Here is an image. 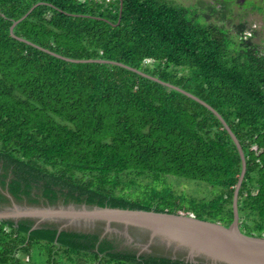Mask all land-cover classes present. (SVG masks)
Returning a JSON list of instances; mask_svg holds the SVG:
<instances>
[{
    "label": "trees",
    "instance_id": "1",
    "mask_svg": "<svg viewBox=\"0 0 264 264\" xmlns=\"http://www.w3.org/2000/svg\"><path fill=\"white\" fill-rule=\"evenodd\" d=\"M105 1L0 0V204H83L230 226L241 172L232 139L203 105L138 71L222 117L246 162L239 230L264 238V45L246 15L231 12L238 0ZM247 2L244 11H257ZM172 177L209 195L177 193L171 184L183 181ZM31 223L0 221V264H185L154 247L118 251L98 232L57 236Z\"/></svg>",
    "mask_w": 264,
    "mask_h": 264
},
{
    "label": "water",
    "instance_id": "2",
    "mask_svg": "<svg viewBox=\"0 0 264 264\" xmlns=\"http://www.w3.org/2000/svg\"><path fill=\"white\" fill-rule=\"evenodd\" d=\"M14 26L15 23L13 28ZM10 32L12 33V28ZM65 60L75 63L91 62ZM92 62L106 63L104 61ZM137 73L178 91L203 105L216 116L232 139L240 157L241 172L233 192V220L230 226L225 227L217 223L201 221L191 216L154 211L86 206L83 204L22 208L13 201H11L12 208H10L9 213H0V221L10 220L17 223L30 218L37 219L38 222H64L66 225L77 227L94 224L98 225L104 233L115 230L123 232L125 238L139 251L138 256L142 253H152L154 247L157 254L162 257L179 260L185 264H264V238L247 236L239 230L238 226L237 199L246 173V162L237 138L222 117L203 101L168 83L138 71ZM66 225L57 228V236L62 231H66L62 229ZM37 229L40 228L35 224L30 231ZM133 235L142 236L145 238V242Z\"/></svg>",
    "mask_w": 264,
    "mask_h": 264
},
{
    "label": "rangeland",
    "instance_id": "3",
    "mask_svg": "<svg viewBox=\"0 0 264 264\" xmlns=\"http://www.w3.org/2000/svg\"><path fill=\"white\" fill-rule=\"evenodd\" d=\"M174 1L179 3L182 6H185V7H200V3L209 4L210 2H214V0H174ZM228 1H231V0H224V2H228ZM246 1L247 0L236 1L237 4H232L231 12L233 11L235 14H236V12L244 13L246 15V18L248 19V22L250 23V25L254 29H256L255 32L259 36H261V40L263 41L262 44L264 45V1L260 2V0H257V3H258V5H257L252 0H248L249 2H247V6L251 7L254 4L257 8V11L251 10L248 8H247V11L246 10L244 11L242 8V5ZM229 15H230V13L227 16L229 17ZM172 179H176V181H179V182L183 181L179 185L178 184L174 185V184H171L169 182V184L172 185V188L177 193L189 194V195H193V196L198 197V198H202V197L209 195L210 189H204V188L202 189L199 186L193 184V182H189V181H185V180H179V179L173 178V177H172ZM3 193L6 196H8V194L5 191H3ZM8 198H9V196H8ZM11 201H13V200L11 198H9L8 203L0 204V213L1 212L9 213L10 208H12ZM13 202L18 207H22V208L48 207V205H49L44 201H42V203L38 207L27 206L22 201L21 202L13 201ZM61 205L62 204H58L56 206H61ZM23 220L31 221L32 222L31 226L36 224V226L39 227L40 229H42V228H45V229L55 228L57 230V228L61 227L62 225H66V224H64V222H62V223L38 222L37 219H30V218L23 219ZM8 221H10V220H8ZM62 229L66 230L68 232H74V233H78V234H96L98 232V233H100L101 239L106 237L109 241H114V245L116 246V249L118 251L136 250V247L125 238V236L123 235V232H119L117 230L111 231L108 233H104L103 230L98 225H94V224H90L87 226H81L80 225V227L73 226V225H66ZM62 263L68 264L65 259H63ZM30 264H42V263L39 260H32V262ZM75 264H79V263H75Z\"/></svg>",
    "mask_w": 264,
    "mask_h": 264
},
{
    "label": "clouds",
    "instance_id": "4",
    "mask_svg": "<svg viewBox=\"0 0 264 264\" xmlns=\"http://www.w3.org/2000/svg\"><path fill=\"white\" fill-rule=\"evenodd\" d=\"M105 2L108 3V0H106Z\"/></svg>",
    "mask_w": 264,
    "mask_h": 264
}]
</instances>
